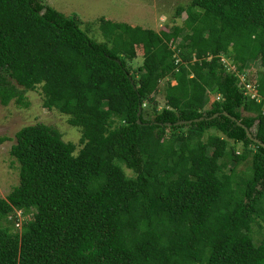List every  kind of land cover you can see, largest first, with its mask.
<instances>
[{"label":"trees","instance_id":"trees-1","mask_svg":"<svg viewBox=\"0 0 264 264\" xmlns=\"http://www.w3.org/2000/svg\"><path fill=\"white\" fill-rule=\"evenodd\" d=\"M171 21L84 29L44 0H0L1 104L39 89L81 131L16 133L0 264H264V148L223 114L264 143V0H190Z\"/></svg>","mask_w":264,"mask_h":264},{"label":"rangeland","instance_id":"rangeland-1","mask_svg":"<svg viewBox=\"0 0 264 264\" xmlns=\"http://www.w3.org/2000/svg\"><path fill=\"white\" fill-rule=\"evenodd\" d=\"M44 2L67 16L72 17L76 14L84 29L86 28L85 22L95 23L94 21L104 17L114 22L128 23L132 27L140 26L159 31L166 25H172L171 16L176 6L186 5L190 0H44ZM90 34L96 35L97 30H91ZM224 61L227 66L230 65L229 60L224 59ZM141 64L142 52L138 51L137 58L131 63V66L133 69H137ZM229 69L227 70L229 71ZM259 69V62L254 63L248 69L249 77L255 78ZM241 79L244 81V76H241ZM165 82H161L159 91L154 95L160 106L165 104L163 91ZM172 83L175 84L174 81ZM247 93L252 97L256 96L255 89H248ZM216 99L219 98L216 97ZM25 101L27 105L18 104L15 100H11L8 105H3L0 102V136L8 138L0 145V198H6L13 187L19 183L18 163L10 155V149L16 141L15 135L20 129L28 125L44 123L55 128L63 140L80 144L81 131L79 128L69 124L68 116L55 110L43 108L39 89L27 91ZM237 151L242 152L241 144L237 145ZM233 165V162H229L228 168ZM249 165V161L239 164L236 171H245ZM15 212L17 226L20 229L22 211L16 210Z\"/></svg>","mask_w":264,"mask_h":264},{"label":"water","instance_id":"water-1","mask_svg":"<svg viewBox=\"0 0 264 264\" xmlns=\"http://www.w3.org/2000/svg\"><path fill=\"white\" fill-rule=\"evenodd\" d=\"M223 114L225 116H228L230 117L233 121H235L239 126H241L242 128L245 129L246 131V135L247 137L252 140L253 142L257 143L258 145H260L261 147L264 148V143L262 141H260L259 139H257L255 136H253L251 130L249 128H247L244 124H242L240 121H238L235 117H232L231 115H229L227 112H223ZM138 117L141 115V106L139 107V111H138ZM219 114H215L213 117H217ZM201 119H204V118H201ZM200 119V120H201ZM138 122H140L138 120ZM187 123H191V121H181V122H178L177 124L180 125V124H187Z\"/></svg>","mask_w":264,"mask_h":264},{"label":"clouds","instance_id":"clouds-1","mask_svg":"<svg viewBox=\"0 0 264 264\" xmlns=\"http://www.w3.org/2000/svg\"><path fill=\"white\" fill-rule=\"evenodd\" d=\"M248 89H252V88H248V87H247V90H248Z\"/></svg>","mask_w":264,"mask_h":264},{"label":"built area","instance_id":"built-area-1","mask_svg":"<svg viewBox=\"0 0 264 264\" xmlns=\"http://www.w3.org/2000/svg\"><path fill=\"white\" fill-rule=\"evenodd\" d=\"M249 88V87H248Z\"/></svg>","mask_w":264,"mask_h":264}]
</instances>
